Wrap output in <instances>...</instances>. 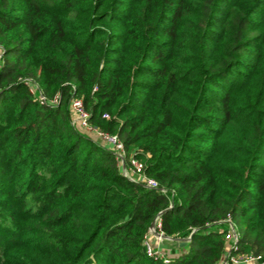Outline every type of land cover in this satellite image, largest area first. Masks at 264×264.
<instances>
[{
	"label": "trees",
	"instance_id": "obj_1",
	"mask_svg": "<svg viewBox=\"0 0 264 264\" xmlns=\"http://www.w3.org/2000/svg\"><path fill=\"white\" fill-rule=\"evenodd\" d=\"M71 96L165 192L75 128ZM160 211L187 240L167 262L143 242ZM228 214L264 253V0H0V264H216Z\"/></svg>",
	"mask_w": 264,
	"mask_h": 264
},
{
	"label": "built area",
	"instance_id": "obj_2",
	"mask_svg": "<svg viewBox=\"0 0 264 264\" xmlns=\"http://www.w3.org/2000/svg\"><path fill=\"white\" fill-rule=\"evenodd\" d=\"M23 80L29 87L31 93H37L36 100L39 103H50L53 105L58 103V94H55L51 99H47L32 79L25 78ZM69 110L73 125L79 126L85 131L87 130L93 139H97L102 146L109 149L114 154L117 164L121 168L124 176H126L129 180L142 184L150 189L165 192V188L159 183V181L146 173L145 162L141 157H139L136 151L127 153L122 140L116 133L104 131L98 126L90 123V114L84 108L80 97L71 96L69 100ZM103 117L108 118L109 115L103 114ZM160 214L161 211L155 216L152 224L148 228V231L144 235L143 242L147 256L154 259H163L164 262H167L169 257L157 249L160 240L169 238L162 231ZM215 224L226 225L225 230L219 229V231L222 232V239L224 241V252L223 256L216 264H264V253L255 254L238 251L239 232L229 214L223 220L215 222ZM195 230L196 229H193L192 232ZM178 239L183 240L181 238Z\"/></svg>",
	"mask_w": 264,
	"mask_h": 264
},
{
	"label": "rangeland",
	"instance_id": "obj_3",
	"mask_svg": "<svg viewBox=\"0 0 264 264\" xmlns=\"http://www.w3.org/2000/svg\"><path fill=\"white\" fill-rule=\"evenodd\" d=\"M28 89H29V87H28ZM28 91L31 93L30 89ZM31 94L36 99L37 93H35V94L31 93ZM71 123H72V121H71ZM75 128L78 129V131L82 132L86 137H88V138L92 139L93 141H96L100 144V142L97 139L92 138V136L90 135V133L87 130L85 131V130L81 129V127L76 126V125H75ZM223 228H225V226L221 225V226L217 227V230L223 229ZM184 240L187 241L186 239H184ZM182 241L183 240H179L178 238L177 239H173L172 237L165 238V239H162L159 241V245L157 246L158 247L157 249L160 250L162 253H164V255L169 257V256H172L173 250H175L178 247H182V245H181ZM246 253H253V252L250 251V252H246Z\"/></svg>",
	"mask_w": 264,
	"mask_h": 264
},
{
	"label": "water",
	"instance_id": "obj_4",
	"mask_svg": "<svg viewBox=\"0 0 264 264\" xmlns=\"http://www.w3.org/2000/svg\"><path fill=\"white\" fill-rule=\"evenodd\" d=\"M187 241L183 240L181 245L184 246L186 244Z\"/></svg>",
	"mask_w": 264,
	"mask_h": 264
}]
</instances>
